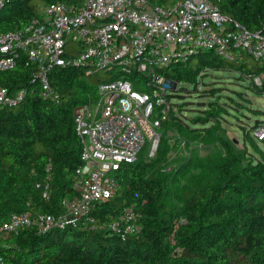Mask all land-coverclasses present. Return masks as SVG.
Masks as SVG:
<instances>
[{"label":"trees","instance_id":"1","mask_svg":"<svg viewBox=\"0 0 264 264\" xmlns=\"http://www.w3.org/2000/svg\"><path fill=\"white\" fill-rule=\"evenodd\" d=\"M56 1L76 6L83 2L6 0L0 33L25 28L45 4ZM176 1L153 3L166 7ZM211 1L246 27L264 33V0ZM167 70L168 77L179 82L193 83L200 72L217 70L235 71L255 84L253 79L264 72V63L248 55L222 58L205 51ZM38 73L37 66L26 59L0 70V85L11 93L27 89L21 102L0 104L1 221L28 209L64 211L61 199L73 194L72 180L82 164L74 109L96 100L99 84L105 81L100 72L89 74L74 66L54 68L50 80L60 97L53 100L40 94ZM128 78L137 90L148 85L138 83L134 76ZM220 92L219 88L204 91L212 100L208 106L201 103L208 108L198 110L202 115L192 119L196 126L190 127L183 113L172 111L159 128L161 140L155 157L146 161L139 154L136 161L122 164L117 173L119 189L112 199L97 206L93 227L48 232L28 227L1 236V264H264V148L257 146L253 136L264 120L256 119L247 127L244 141L245 145L254 142L259 158L215 134L222 129L226 110L216 101ZM171 128L197 142L219 141L225 153L192 156L169 166L171 146L165 134ZM49 181L51 195L46 198ZM129 206L134 208L141 231L122 238L110 224Z\"/></svg>","mask_w":264,"mask_h":264},{"label":"built area","instance_id":"2","mask_svg":"<svg viewBox=\"0 0 264 264\" xmlns=\"http://www.w3.org/2000/svg\"><path fill=\"white\" fill-rule=\"evenodd\" d=\"M5 1L0 0V13ZM205 51L264 61V33L233 19L211 0H178L166 7L153 0H83L78 6L56 1L45 4L25 28L0 33V70L21 59L36 65L40 94L47 99L60 97L50 80L54 68L74 66L111 76L99 84L96 100L74 109L82 164L72 180L73 194L61 199L64 211L12 213L0 220V237L28 227L39 232L93 227L97 206L119 189L122 164L136 161L146 146L150 156L158 150L159 128L176 111L167 93L172 88L167 68ZM128 76L148 85L137 90ZM263 77L264 72L255 76L254 83L261 85ZM26 95L25 88L11 93L0 85L2 105L17 104ZM253 136L263 139L264 125ZM50 195L49 181L44 196ZM110 227L122 238L141 231L133 206Z\"/></svg>","mask_w":264,"mask_h":264},{"label":"rangeland","instance_id":"3","mask_svg":"<svg viewBox=\"0 0 264 264\" xmlns=\"http://www.w3.org/2000/svg\"><path fill=\"white\" fill-rule=\"evenodd\" d=\"M193 61L197 62L198 59L194 58ZM98 75L105 80L111 78L106 72H100ZM194 81L188 83L185 80L179 82V80L172 77L168 79L172 88H168L167 93L175 94L171 97L176 104L177 114L183 113L185 115L183 118L188 121L189 126H194L192 119L202 115L198 110L208 108L207 106L212 100L209 96H206L207 94L204 91L219 88L221 90L220 98L216 101L223 104L226 110L221 121L222 129L219 128L215 134H219L218 136H222L228 141H234L237 148L249 150L260 158L261 155L257 151L254 142L249 140L245 145L244 141L249 131L247 127L254 125L256 119L264 120V85L253 84L248 77L242 79L235 71H203L197 74ZM202 102H205L207 106H201ZM165 135L171 146L167 156L169 166H175L192 156L225 153V147L219 141L197 142L190 135H186L188 138H185L174 128L169 129ZM256 142L258 147L264 148L263 140L256 138ZM155 155L150 156L147 147L140 152V156L146 161H149V158H153Z\"/></svg>","mask_w":264,"mask_h":264}]
</instances>
